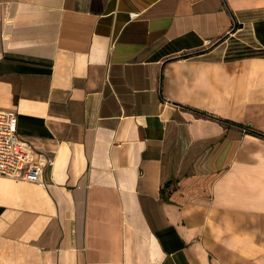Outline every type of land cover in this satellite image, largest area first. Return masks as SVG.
<instances>
[{"label": "crops", "instance_id": "obj_1", "mask_svg": "<svg viewBox=\"0 0 264 264\" xmlns=\"http://www.w3.org/2000/svg\"><path fill=\"white\" fill-rule=\"evenodd\" d=\"M0 110V264H264V0H0Z\"/></svg>", "mask_w": 264, "mask_h": 264}, {"label": "built area", "instance_id": "obj_2", "mask_svg": "<svg viewBox=\"0 0 264 264\" xmlns=\"http://www.w3.org/2000/svg\"><path fill=\"white\" fill-rule=\"evenodd\" d=\"M52 163L19 137L17 112L0 110V177L45 184V168Z\"/></svg>", "mask_w": 264, "mask_h": 264}, {"label": "rangeland", "instance_id": "obj_3", "mask_svg": "<svg viewBox=\"0 0 264 264\" xmlns=\"http://www.w3.org/2000/svg\"><path fill=\"white\" fill-rule=\"evenodd\" d=\"M233 42L235 43V45H234L235 46V50H237L236 54H245V55H247L248 53L253 51V50H250V48L247 47V45H245L244 43H242V41L239 40V39L235 38V40Z\"/></svg>", "mask_w": 264, "mask_h": 264}]
</instances>
